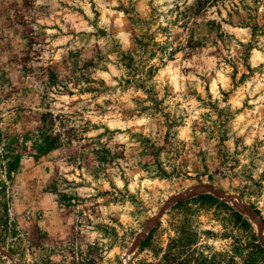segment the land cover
Here are the masks:
<instances>
[{
	"label": "rangeland",
	"instance_id": "rangeland-1",
	"mask_svg": "<svg viewBox=\"0 0 264 264\" xmlns=\"http://www.w3.org/2000/svg\"><path fill=\"white\" fill-rule=\"evenodd\" d=\"M200 194L264 248V0H0V264H223Z\"/></svg>",
	"mask_w": 264,
	"mask_h": 264
},
{
	"label": "trees",
	"instance_id": "trees-1",
	"mask_svg": "<svg viewBox=\"0 0 264 264\" xmlns=\"http://www.w3.org/2000/svg\"><path fill=\"white\" fill-rule=\"evenodd\" d=\"M193 206L211 208L212 213L216 215L218 214L217 210L230 213L233 225L240 232L239 237H233L230 254L223 253L220 255L223 264H264V248L259 243L250 223L240 213L231 209L224 201H219L210 195L204 194L188 201H179L176 213L178 215H190L194 211ZM152 231L147 239L150 238Z\"/></svg>",
	"mask_w": 264,
	"mask_h": 264
}]
</instances>
